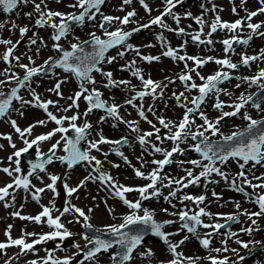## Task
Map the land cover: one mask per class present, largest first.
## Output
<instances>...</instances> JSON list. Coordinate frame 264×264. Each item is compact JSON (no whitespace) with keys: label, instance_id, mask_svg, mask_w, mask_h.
<instances>
[{"label":"snow or ice","instance_id":"snow-or-ice-1","mask_svg":"<svg viewBox=\"0 0 264 264\" xmlns=\"http://www.w3.org/2000/svg\"><path fill=\"white\" fill-rule=\"evenodd\" d=\"M57 3L61 0H56ZM106 0H73L72 3L68 5L70 9H75L76 11H71L68 13L54 11L48 8L46 0H0V9L5 13L14 12L20 5L32 4L34 12L38 14V18L35 19L36 28L50 27L53 29L51 40L54 42L52 44V50L58 55L49 56L43 64L35 66V60L32 56L27 57L29 63H21V56H16L14 54L20 40L15 43L11 39H0V45L6 46V50L0 54V60L9 65L5 68L3 72H0V76L4 77L0 79V118L8 116L10 111H16L20 116L24 115L22 111L23 108L27 106L35 107L44 111L47 116V120H37L34 123L28 125L26 128L21 129L15 119H11L9 116V123L16 133L19 134L24 147L17 149L16 144L12 141L11 135L4 136L3 138L8 140L11 148L14 149L11 155L7 157L9 161V167L0 168V172L5 173L11 182L6 183L3 187H0V202H4L5 207H12L15 202V191L23 189L25 192H31L32 199L37 203L40 201V193L45 192V190H50L54 196L57 193V182L62 178L61 176L48 173V178L50 183L46 184L45 187H35L32 185L30 177L35 176L36 179L41 180L42 178L39 173H46L47 169L45 165L53 163V160H59L61 163L67 166L68 170H72L76 165L84 163L90 171L88 174L75 186H69L67 183V176L64 177L63 188L66 192L67 197H72L74 193H77L80 188L86 186L87 182L96 183L97 181L103 186L105 190L113 198H118L124 206L129 210L126 214L119 217L120 223H112L104 225L103 228H96L93 235L81 234V238L85 241L83 248L79 243H74L73 247L77 250L71 256H65L64 258H57L54 256V251H48L47 255L41 258L40 261L32 260L29 264H72L73 259L81 255L83 258L79 261V264H85V262H91V264H100V257L103 254L108 255L109 264H131L134 260V253L139 249L145 242L146 234L150 233L151 236L159 238L164 245L167 246V251L173 257L167 262V264H197V261L201 259L200 257H185L182 252H178L179 249L186 241L189 240V235H185L178 242H172L170 237L179 235L181 231H186L187 233L194 236L200 245L209 250V256L205 257L210 264H230V258L227 256H212L211 252L217 254L227 253L229 251L238 255V250L233 248L229 249L227 243L232 238L235 239V243L241 247L247 249L249 248V242H245L239 239L240 233H245L249 236L252 235L254 231H259L257 226V219L253 217L260 218L264 216V191L257 192V189H264V176H256L254 169L257 165L264 167V67L259 68V70L251 76H232L228 70H238L240 66L250 67L252 63L257 61H264V49H261L257 55H247L246 53H240L239 64L234 63L230 57L229 53L235 54V49L233 47L236 45H248L254 36L264 37V32L260 29L264 27V21L259 23H252V19L258 15L264 14V0H259L260 7L255 11H248L245 9L246 16L237 19L234 22L222 21L221 17L217 14L213 22L209 25V31L206 36L207 39H201L203 32V25L205 21L202 17H195L197 24L201 25V30L195 35L191 36V39L198 44L212 45L213 40L211 36L218 30H227L232 35L228 39L220 41L224 46L225 56L222 59L215 57L200 58L196 56L179 55L178 52L183 50V45L180 49L172 48L168 42L165 40L163 35L157 37L161 42V48L165 49L162 51L161 55L165 57L172 58L174 61H183L185 66V71L181 72L178 79L184 84L185 91L192 92L196 90L198 95L192 96L190 99L185 95V92H180L177 94L173 92V97L177 102V106L184 109V113L181 119L178 121L165 120L163 117H157L159 124L163 129L166 130L165 134L161 136V128H158L151 120L147 119L143 105L139 107L134 103L137 99L143 100L146 96H151L153 100L161 98L163 96V91L167 85L161 86L160 82L152 80L150 77L145 79L139 68H136V60L133 59L128 64H126L122 70H127L131 72L133 77L140 80L142 89L136 91L135 87H132L134 93L133 96L125 100V104L131 105L133 108H137L138 115L142 120H145L153 129L152 131H147L142 134L140 133L139 122L138 121H128L124 120L120 116V108L124 105H118L116 103L108 104V102L102 99L103 93L95 87L97 84L96 79L93 77L92 73H100L101 76L105 77L107 83L104 87H119L120 85L128 86L130 81L128 80H115L113 78L112 72H105L101 67L105 62L112 64L117 57L123 59L126 51L131 50L136 53V55L143 61L152 63L153 61L158 62L160 56L152 55H141L140 50L135 48L132 44L126 43L128 39L133 35L134 32H139L141 29L150 28L152 25H156L161 29H165L169 32H175L177 35H184L185 29L179 27L181 16L174 13L173 9L183 2V0H163V10L160 14L151 18L148 23L139 24L138 27L133 28L132 31H125L122 26L132 23V18L137 15L136 11H129L123 17H114L111 15H104L101 11V6L104 5ZM132 0H123V4H131ZM247 3V0H241V6ZM141 6L149 14L151 9L145 0H140ZM203 8L204 6L201 5ZM123 10V9H121ZM222 10V9H221ZM205 12L209 9H204ZM212 12H216V6L213 5ZM233 14H237V9L232 8ZM25 16L32 18L33 13L26 12ZM101 17L99 22L100 29L103 30V36L101 38L96 32L89 33L90 39L81 41L79 37H74L75 43L69 41V47L71 50H67L60 43L62 39H67L72 33V25H77L82 27L86 20L95 21L97 16ZM191 13L185 14V18L191 17ZM171 17L177 25L176 29L171 28L165 23L164 17ZM58 21V22H57ZM113 22H118L121 27L116 28L115 31L108 30ZM6 23H10L11 29H19V34L21 39L29 32L27 26L20 27L15 21L9 20ZM5 27V23H0V29ZM247 28L249 33L246 38L241 36L240 33L244 28ZM43 47H47L43 38L39 37L36 32H33L32 38L29 40L30 45H37V41ZM91 46V51H86L87 46ZM154 45L148 44L145 47H153ZM124 50L118 51L116 56H106V53L110 49L120 48ZM40 52V47L36 48V54ZM12 61H15V66L24 70V75L21 78L15 72L10 73V67L12 66ZM188 61H192L195 67L189 68ZM209 62H213L218 66V69L211 75L204 76L201 75L198 68L203 67ZM49 69H61L63 73L67 74L63 78H57L53 87L49 88L48 91L55 94L56 96L63 99V93L61 86L67 82L69 77H74L78 82V90L74 92L73 95L67 97L70 104L66 107H57L58 102L53 100H44L39 94L36 93L35 89L31 87V81L33 77H37L42 73H47ZM192 72L201 81L197 84L193 80ZM169 79V83H175V81ZM235 79L238 81L235 85L239 89L242 84L247 85L248 89L255 86L259 92L252 93L248 92L245 94L241 92L236 100L231 104H225L224 101L220 99V95L223 93L229 97L232 93L228 92L226 89H222L219 85L223 84L225 81H230ZM15 82L14 87H11L10 92L6 94L2 89L7 87L11 82ZM191 82V83H188ZM88 85L93 87L90 89ZM27 87L31 99H25L20 95V90ZM159 89V92L157 91ZM209 97H214L215 102L212 107L214 110L218 111L220 115L214 120L209 119L206 113L201 110V105L206 102ZM83 98L87 102V108L83 113L77 111L71 116H57L52 111L49 110L51 105L57 108L61 112H69L73 109H79L78 101ZM183 99V102H182ZM19 102L20 108H14L13 102ZM191 105V106H189ZM251 106L260 113V118H254L248 110L247 106ZM231 108V111H224V108ZM94 109L103 110L106 116L100 117V123H104L107 118H112L113 120L119 121L126 124L132 132L138 133L136 140L141 147L147 152L148 147H151V152L149 155H154L160 153L163 155V159H152L151 161H146L143 156L137 157L141 161L140 168H135L133 166L134 174L137 178L148 181V183L142 186H127L119 183L116 178H114L109 172L104 169V162L111 153H115L121 157L125 163L131 166V162L128 157L125 156L124 152L120 150L121 145H128V137L124 136L118 140H111L106 138L102 131L99 132L98 139L89 140V130L92 129V124L87 120L82 125H78L77 121L81 119V116L87 117ZM244 110V111H242ZM148 112L153 113L152 106H149ZM198 115L199 119L203 121L202 124H196L195 116ZM228 117H240L246 122V126L242 128H237L232 131L230 135H224L220 130L221 121ZM51 121L54 122L56 127L51 131L35 136V138L29 139L31 137L33 129L36 126H46L47 123ZM67 122V127L65 123ZM115 126V125H113ZM195 127V130H193ZM74 133V136H70L69 133ZM210 133V135H207ZM57 134L60 135V139L56 140L55 143L51 145L47 153H43L39 149V145L42 142L50 141ZM220 140L214 141L211 138L218 136ZM155 136L156 140L161 144L165 140L171 141L173 147L170 150H166L155 143H151V137ZM194 143L188 145L187 150L194 151L199 155L198 159L190 160H180L175 161L184 171L185 175L180 178L171 177L168 175H161L165 166L171 165L174 162V154H179L181 156L185 155L186 149L181 148V144H187L188 140ZM222 141V142H221ZM81 142L87 144L86 150H81L79 145ZM110 145L109 152H102L104 160L98 159L95 155L91 153L93 150L96 152H101V145ZM65 153L64 155L57 156V150L61 148ZM36 146L37 161L30 163V169L27 175H20L22 172L21 168V156L27 153L30 149ZM3 148V145H0ZM229 160L236 161L238 168L240 169L235 176L229 178L230 174L222 170V167L218 165H226ZM205 161L207 163H205ZM109 163H111L109 161ZM152 164L154 167L150 172L145 173L143 169L147 164ZM251 163L252 167L245 171L246 165ZM189 164L191 168H184L183 165ZM14 165V167L12 166ZM112 167H120L119 164H112ZM200 169L198 173L195 169ZM215 174L224 180L226 184L229 185L230 189L238 193L243 194L247 200L254 203L258 207V211H249L247 209L241 210V204L238 201H230L235 204L236 212L231 214H213L206 211L205 207H199L206 200L205 195L192 196L189 194H184L180 197L177 196L178 192H182L189 186H199L201 179L203 178L206 183H218V181L210 180V177ZM249 175L252 179H249ZM253 180L261 181L259 183H253ZM165 181H167L165 183ZM159 185V187H158ZM247 188L252 189V192L246 191ZM168 188V195H163L162 189ZM34 189V191H32ZM10 190H13L10 192ZM138 193L139 199L130 200L127 198V193ZM163 195V199L166 203L170 204L173 209L176 205L172 203L173 199H178L181 205H184L185 201H190L195 204L198 211H193L188 209L185 205L183 208L169 212L167 208L161 209L162 212L169 216L178 217L176 220H164L162 222L155 219V210H150L149 208L143 207V202L148 201L153 198H158ZM213 197L220 199L216 192L212 193ZM11 198L9 201L8 198ZM93 200L95 197H92ZM105 205L107 207V201L105 200ZM49 206L41 205L42 211H40L35 216L22 215L20 211H14L11 213L13 217H18L21 220L33 221L36 224L46 223L47 226L52 229L48 233L37 234V233H23L20 238L13 239L10 235V230L12 225H8V230L5 232L7 237L6 242H0V251H3L9 247H18L20 252L17 254L24 255L27 252L34 251L35 245L44 243L49 240L59 239L63 241L69 237L76 235L75 233L69 231L64 223L61 222V218L65 214L73 216V220H69V223L80 224L82 221V227L84 229L92 230L94 226L92 225L91 216L88 215L83 209L77 207L71 203V200H66L65 205L62 210L56 207L54 200L50 202ZM109 215L113 219H117L114 215V209L107 208ZM53 211L59 212V215L53 216ZM92 208H88L87 212L91 213ZM243 215L251 221V225L247 227H242L239 232L229 231L227 233H222L221 230L229 226L228 222L239 223V217ZM201 217H208L210 220L215 218L217 220L224 219L225 223H204ZM46 218V219H44ZM180 223V228L175 232H167L164 229L167 226L173 225L175 223ZM129 226H137L134 230H128ZM255 226V227H254ZM211 229L204 233L203 237L198 232V228ZM109 238H103L104 235ZM215 235H223L226 238L221 240L223 247L221 248H210L211 238ZM26 237H36L32 242H27ZM254 243H260L255 241ZM91 246V247H90ZM63 250V249H61ZM141 258H150L154 255L152 249L146 248L143 252L139 253ZM15 258H9L5 261V264H10V261ZM242 260L243 257H240ZM164 264V262H161ZM235 264V262H233Z\"/></svg>","mask_w":264,"mask_h":264},{"label":"rangeland","instance_id":"rangeland-1","mask_svg":"<svg viewBox=\"0 0 264 264\" xmlns=\"http://www.w3.org/2000/svg\"><path fill=\"white\" fill-rule=\"evenodd\" d=\"M183 1H189V0H183ZM39 2V0H37ZM73 0H61V2L57 3L56 0H46L48 8L54 10V11H60L64 13H68L71 11H76L75 9H70L68 5L72 3ZM145 3H147L151 9V13L145 11V9L141 6L140 0H132L131 4L125 5L123 4V0H106L104 6L105 10L109 11L108 14L104 15H111L114 17H123L127 14L129 11L135 10L137 15L132 18V23H129L128 25L122 26L125 31L129 29H133L138 27L139 24L148 23L149 20L153 17H155L160 11L163 10L164 4L163 0H145ZM201 5L204 7L202 8ZM213 5L216 6V12H212L211 9ZM159 7V8H158ZM235 7L237 9V14H233L232 8ZM260 7L259 1L256 0H247V3L241 6V0H192L188 4L183 5V8H178L176 11L173 10L174 13L181 16L179 27H182L185 29V36L183 38H180L178 36H175L174 32H169L167 30H162L161 32H164L166 37L165 40L168 42V44L174 48L178 49V45H181L182 42L179 40H187V35H195L201 30V25L197 24L195 21V17H202L205 21L203 25V32L204 34H207L209 31V25L211 22H213L215 15H219L222 19V21L227 22H234L237 19H241L246 16L245 9L248 11H255ZM123 9V10H121ZM204 9H209V11L205 12ZM222 9V10H221ZM30 12L33 13L32 18H29L24 15V13ZM190 12L192 15L191 17L185 18V14ZM38 18V14L34 12V8L32 4L27 5H20L18 9H16L14 12L9 13L7 15H3L2 9H0V23H5V27L3 29H0V39H11L13 43H15L17 40H20V43L18 44L17 48L15 49L14 54L16 56H21V63L28 64L29 61L27 57L29 55L32 56L33 60H35V66H39L43 64L45 60L49 56H55L58 55L52 50V44L54 43L51 40V35L53 32V29L50 27L45 28H36L35 27V19ZM3 19L4 22L1 21ZM10 19L12 21H15L17 25L20 27L27 26L30 30L29 32L24 36L23 39H21L19 34V29H11L10 23H6V21ZM101 20V17L98 15L97 19L95 21H87L85 24L80 27H74L72 28V33L68 36L67 39H62L60 43L63 45L64 48L70 49L69 47V41L75 43L76 40L74 37H79L81 41L86 40L89 37V33L96 32L98 36H101V38H105L103 36V30L99 27V22ZM164 21L166 24H168L171 28L176 29L177 25L174 22V20L166 16L164 17ZM261 21H264V14L258 15L252 19V23H259ZM58 22V21H57ZM121 27L118 22H113V24L109 27L108 30L115 31L116 28ZM155 28H159L156 25H152L150 28L144 29L148 33H144L141 36L135 37V39L132 41V45L135 48H138L140 50L141 55H152V56H160V60L158 62L153 61L152 63L145 62L141 60L134 51H131L129 53V50L126 51L125 56L123 59L117 57V59L112 63H104L101 65L103 70L105 72H112L113 78L115 80H128L130 81V85H120L119 89H113L111 87H104V84L107 83V80L105 77L101 76L100 73L94 72L93 77L96 79L97 84L95 85L96 88L99 89L101 93H103L102 98L108 102V104L116 103L118 105H124L120 108V116L124 118V120L128 121H142L139 122V128L144 133L147 131H152L153 129L151 126L145 121L140 118L138 115L137 108H132L131 105L125 104V100L130 98L134 95L132 91V87L134 86L136 90H143L141 82L138 78L133 77L131 75L130 71L122 70V68L128 64L133 59L136 60V68H139L144 76L145 79L151 78L154 81L160 82L161 86L167 85V89L164 91L165 95L173 94V92H176L179 94L180 92H185V95L189 97V99L192 96H195L196 90H193L192 92L185 91L184 84L178 79V76L181 72L185 71V66L183 61L175 62L172 58L169 57H163L161 56L162 51L165 49L161 48V44H159V40L156 38V41L154 40L153 33H150L152 30L154 31ZM247 30L246 35L249 33L250 30H248L246 27L243 29ZM261 32H264V27L260 29ZM33 32H36L39 37L43 38L45 41L47 47H43L39 44V40L37 41V45H30L28 44L30 38L33 36ZM232 34H230L227 30H222V32H218L215 37L211 38L212 40H218L222 41L223 39L230 38ZM151 36V37H150ZM157 36V35H156ZM201 38H206L201 36ZM254 43H259V48L264 47V37H257L254 36ZM253 43V44H254ZM257 43V44H258ZM154 45L153 47H145V45ZM183 45V50L180 55H188V56H196L199 57L200 50H203V53H216L213 52H207L208 49H211L216 46H222L218 44L208 45L206 48H200L198 45L195 44H187ZM40 47V52L37 55L36 54V48ZM252 46L248 47V49H251ZM180 48V47H179ZM217 49V48H216ZM242 49H247V47H243ZM6 50V46L0 45V54H2ZM124 50L122 47H120L112 56H116L118 51ZM215 50V49H214ZM204 57V56H203ZM207 57H215L219 58L216 54H208ZM163 63L165 67H161L162 70L158 74H154L153 70L155 66L159 65L160 63ZM189 65V68L195 67L192 61L187 62ZM261 63V62H258ZM264 64V62H263ZM252 65H257V63H252ZM9 65L0 60V72H3L5 68H8ZM218 69L217 65L210 66L209 64L198 68L197 71L200 72L201 75L208 76L213 74ZM15 72L18 76L22 77L24 75V70L20 69L19 67L15 66V61H12V66L10 67V73ZM67 74L63 73L62 70H56L52 74L49 75H40L37 77H33L31 81V87L35 89L36 93L41 96L44 100H53L58 102L57 107H66L68 104L71 103L67 99V97L74 94L75 91L78 90V82L75 80L74 77H69L66 83H64L61 86V90L63 93V99L56 96L55 94L48 91L49 88L53 87L56 79L63 78ZM191 75L193 76V80L200 84L201 81L199 78L195 75V72H192ZM4 77L0 76V79H3ZM175 81V83H169V79ZM236 82V81H235ZM15 82H11L8 84L7 87L3 88V91L9 90ZM191 83V82H188ZM88 87L91 89L93 86L88 85ZM159 91V89L157 90ZM123 92L125 95H122ZM233 94V92H230ZM20 94L25 98L30 100L31 94L27 87L23 88L21 90ZM167 96V97H168ZM227 96V95H226ZM239 95L235 96L238 97ZM150 96H146L143 98L145 100V107L146 108V102L148 101V98ZM212 98V97H211ZM229 99L230 97L227 96ZM183 102V99H182ZM208 102V101H207ZM79 109H73L67 113L58 111L57 108L49 106V110L52 111L54 114L59 116H71L75 114L77 111L80 113H83L87 108V102L81 98L79 101ZM134 103L137 105V107L140 106L142 103V100H138L137 102L134 101ZM156 106L153 107V110L155 112V115L153 113L148 112V109H144V111L147 114V119L151 120L158 128H161V136H163L166 132L165 129L162 128V126L159 124L157 117H163L165 120L170 121H178L182 118L184 109L177 106V102L175 98L172 101L167 102V98L161 99L159 98L156 102ZM191 106V105H190ZM204 105L203 107H205ZM14 108H20L19 102H16L13 104ZM209 108V106L207 107ZM246 110L251 113V115L256 118L257 116H260V113L257 112L255 109H252L250 106L249 108H246ZM24 112L23 116H20L18 112L16 111H10L8 116L3 117L0 119V145H3V148H0V159H5L7 162L6 165L9 167V161L7 160V157L12 154L14 151L13 148L10 147L8 140H5L2 138V135H11L12 141H15V135L17 134L15 130L12 128L11 124L9 123V116L11 119H15L17 121L18 126L21 129L26 128L28 125L34 123L37 120H47V116L44 113L43 110L27 106L22 109ZM225 111V110H224ZM244 111V110H242ZM214 114V117H218L220 113L216 110L212 112ZM254 113V114H252ZM100 113H96L94 110L92 113H90L87 116V120L89 123H91L93 126H95L96 131H94L93 135L89 138V140L92 139H98V133L102 131L103 135L108 139H113V137H118L122 135V132H116L114 130L112 121H115L113 119L105 121L104 123H100ZM196 124H199L201 119H199V116L196 115L195 117ZM140 119V120H139ZM83 116H81V119L78 120V125L83 124ZM118 122V121H117ZM225 127V129H221V132L224 135H230L232 131H235L241 124L246 123L243 121L240 117H228L221 121ZM98 124V125H97ZM121 125V129L125 130V127ZM67 127V122L64 125ZM56 125L54 122L49 121L46 126H36L33 129L31 137H28L29 139L35 138V136L40 134H45L49 131H51L53 128H55ZM130 129V128H129ZM208 135V134H207ZM216 137H219L216 136ZM60 139V135L57 134L55 137H53L50 141L42 142L39 145L40 151L49 149L53 143L56 142V140ZM153 141H156L155 136L152 137ZM164 148L168 150V148L172 145L171 141L165 140ZM188 142L191 144V140H188ZM87 145V144H86ZM17 149L23 148L24 144L20 137L18 136V143L16 144ZM101 152H92V155H95L98 159L104 160V156L102 155V152H107L106 150V144L101 145ZM181 148L186 149L185 155L181 156L179 154H174V162L171 165H167L165 173H161V175H168L175 178H180L185 175L184 171H182L181 167L175 162L180 160H190V159H198L196 153L190 152L191 150L188 149V143L182 144ZM32 150L36 152V146H33ZM121 151L124 152L125 156L128 157V160L131 162V166L125 161L119 157L118 155L108 156L107 161L104 162V169L109 172L116 180L119 181V183L127 185V186H142L148 181H145L143 179L137 178L134 174L133 166L135 168H140L141 161L137 159V157L143 156V159L146 161H151L152 155H149L148 152H151V147L148 148V151L146 152L143 147H141L139 144H137L135 141L132 143H128V145H125ZM63 155L62 151V145L61 148L57 150V156ZM155 159H163V155L154 154L153 155ZM21 159V158H20ZM109 161L111 163H109ZM205 163H207L205 161ZM112 164H119L120 167H112ZM14 167V165H12ZM86 166V165H85ZM222 167V170L226 173H229V178L231 179L232 176H235L236 173L240 170L238 168V165L236 161L229 160L226 165H218ZM154 167L152 164H147L142 171L145 173H148L151 171V169ZM184 168H191L192 166L189 164L183 165ZM252 167L251 163L249 165H246L245 171L247 172V169H250ZM2 168V167H0ZM21 168L22 172L20 175H27V172L29 170L28 167H26L23 162L21 161ZM87 170L85 171L84 168L76 169V170H68L66 166H62L60 164H52L48 167L46 173H39V175L42 178L41 180H38L35 178V176L30 177L32 185L35 187H45L46 184L50 183V180L48 178V173L61 176V180L57 182V193L58 195H55L50 190H45V192L40 193V201L37 203L35 200L32 199L31 192H25L23 189H19L15 191V202L12 207H5L4 202H0V242H6L7 237L5 235V232L8 230V225H12L10 230V235L13 239L20 238L23 233H37V234H43L48 233L52 229H50L46 223L42 224H36L33 221H27V220H21L18 217H13L11 213L14 211H20L22 215L26 216H35L40 211H42L41 205L44 206H51L50 202L54 200L55 205L60 210L63 209L65 205L66 200H71V203L76 205L77 207H80L83 209L88 215L91 216V223L94 226V228H103L104 225L112 224V223H120L119 217L123 214H126L129 210L122 204L121 201H119L118 198H113L107 190L103 188V186L97 181L96 183L87 182L86 186L83 188H80L77 193H74L72 197H67L66 192L63 188L64 177L67 176V183L69 186L75 187L87 174ZM200 169H195V172L198 173ZM256 176H264V167L257 165L255 169L253 170ZM249 179H252V176L249 175ZM210 180L218 181V183H206L205 180L202 178L199 186H189L188 188L184 189L182 192H178L177 196L180 197L184 194H189L192 196H199V195H205L206 200L203 204L199 205V207H205L206 211L213 213V214H231L236 212L235 204L230 201H238L241 204V210L247 209L249 211H258V207L247 200V198L236 191H233L230 189L229 185L224 182L221 177L213 174L210 177ZM11 182V178H9L5 173L0 172V187H3L6 183ZM167 181H165L166 183ZM261 181L253 180V183H259ZM246 191L252 192V189L247 188L245 186ZM13 190H10L12 192ZM34 191V189H32ZM257 192H262L264 189H257ZM169 189L163 188L162 193L163 195H168ZM216 192L217 195L220 197V199H216L213 197L212 193ZM163 195L158 198H153L148 201L143 202V207L149 208L150 210H155V219L157 221H164V220H176L178 221V217L176 216H169L166 213L162 212L161 209L167 208L169 212L177 211L181 208H183L185 205L188 209H191L193 211H198V208L195 204H193L190 201H185L184 205H181L178 199H173L172 203L176 205V208L173 209L170 204L166 203L163 199ZM127 198L130 200H136L139 199L138 193H127ZM92 197H95L93 200ZM9 201L11 198H8ZM105 200L107 201V207L105 205ZM208 200V202H207ZM88 208H92L93 211L91 213H88ZM107 208L114 209V215L117 217V219H113L111 215H109V212ZM53 216L59 215V212L53 211ZM204 223H225L224 219H209L208 217H201ZM46 219V218H44ZM64 219V220H63ZM253 219H257V226L259 227V231H254L251 236L240 233L239 239L249 242V248L245 249L241 247L240 245L235 243V237L228 241L227 247L229 249H237L238 255L229 251L227 253H220L217 254L215 252H211L212 256H220L221 258L223 256H227L230 258V264H264V249L256 251V248L264 245V216L260 218L253 217ZM69 220H73V216L69 214H65L61 218V222L64 223L65 227L75 233L76 235L69 237L63 241H60L59 239L56 240H49L44 243H41L37 248L34 249V251L27 252L24 255H19L17 257V254L20 252V249L18 247H9L3 251H0V264H5L6 260H9V258H15L10 261V264H29L32 260L40 261V258H43L47 255L46 250L48 251H54V256L57 258H64L65 256H70V254L75 253L77 250L73 247L74 243H79L81 247L83 248L85 241L81 238V234H87L86 230L82 227V221L80 224H77L75 222L69 223ZM239 223H236L233 225L232 229L230 231L239 232L242 227H247L251 225V221L248 220L246 216L241 215L239 217ZM255 227V226H254ZM167 228V232H175L178 231L180 228L179 222L170 225ZM211 231V229H204L200 227L198 229L199 234L201 237H203L204 233ZM225 233V232H222ZM185 235H189V240L186 241L179 249H177L178 252H182L185 257H200L197 261V264H210V262L207 259H204L205 257L209 256V250L204 249L198 240L191 236V234L187 233L186 231H181L179 235L170 237V240L172 242H178L181 240ZM36 237H26V241H32ZM226 237L223 235H215L211 238V245L210 248H221L223 245L221 244V240L225 239ZM255 241H259L260 243H254ZM68 247V252L70 254H67L64 252V249ZM146 248L152 249L154 255L150 258H141L139 253L143 252ZM63 249V250H61ZM253 253V260L250 258L248 259V256ZM240 257H243L241 260ZM83 258L82 254L75 257L72 261V264H79V261ZM173 257L171 254L167 251V246L163 243H160L158 240L154 238L147 239L144 244L137 249V251L134 253V260L131 262V264H161V262H167V260H171ZM247 259V260H246ZM246 260V261H245ZM85 264H91V262H85ZM100 264H109L108 255L103 254L100 257Z\"/></svg>","mask_w":264,"mask_h":264},{"label":"bare ground","instance_id":"bare-ground-1","mask_svg":"<svg viewBox=\"0 0 264 264\" xmlns=\"http://www.w3.org/2000/svg\"><path fill=\"white\" fill-rule=\"evenodd\" d=\"M186 4V2H182V3H180V4H178L177 6H176V8H174L173 10H177L178 8H183V5H185ZM159 8V7H158ZM104 14H108L109 13V11H106L105 10V7L101 10ZM158 15V14H157ZM10 19H8L7 21H9ZM1 21L2 22H4L3 21V19H1ZM6 21V22H7ZM156 30H157V34H158V36H160V35H162V30H165V29H161L160 27L159 28H156ZM144 33H148L146 30H143V31H139V32H137L136 34H137V36H141V35H143ZM153 33V37H154V32H152ZM136 35H134L132 38H135V37H137ZM151 37V36H150ZM178 37H180V38H183L184 36H178ZM180 42H184V41H181V40H179ZM185 43L186 44H197V42H194L191 38L189 39V40H186L185 41ZM204 45H206V44H204ZM212 51H214L213 49H208L207 50V52H212ZM200 52H203V50H200ZM215 52L216 53H213V54H216V55H218L219 57H221V56H223V55H225V53H224V49L223 48H219V49H216L215 50ZM205 54H207V53H205ZM235 60H233V62H234ZM209 65H213V64H215V63H212V62H210V63H208ZM207 65V64H206ZM216 65V64H215ZM205 66V65H204ZM161 67H165V65L161 62L159 65H157V66H155V67H153L154 68V70H153V73L154 74H158V73H160L162 70V68ZM161 68V69H160ZM4 136H8V135H3L2 136V138L4 137ZM18 136H19V134L17 133L16 135H15V141H14V143L15 144H17L18 143ZM6 140V139H5ZM6 160L5 159H0V167H7L6 165H4V164H6ZM64 220V219H63ZM38 246L37 245H35V248H37ZM64 252L65 253H67V254H70L69 252H68V247H66L65 249H64ZM71 255H73V253L72 254H70V256ZM77 257V256H76ZM39 260H41V258L39 259ZM167 262H168V260H167ZM167 262H165V264H167Z\"/></svg>","mask_w":264,"mask_h":264},{"label":"water","instance_id":"water-1","mask_svg":"<svg viewBox=\"0 0 264 264\" xmlns=\"http://www.w3.org/2000/svg\"><path fill=\"white\" fill-rule=\"evenodd\" d=\"M86 51H91V46L89 45V46H87L86 47ZM52 70H54V69H49V71L48 72H51ZM8 94V93H7ZM79 147H80V145H79ZM24 159H25V161L27 162V163H31V162H33V161H31L32 159H31V154L30 153H25L24 154ZM129 227H134V226H129ZM91 233H92V235H93V232H94V229H92V230H89ZM148 234H146V236H147ZM149 236V235H148ZM147 236V237H148ZM103 238H105V239H108L109 237L105 234L104 236H103ZM91 247V246H90Z\"/></svg>","mask_w":264,"mask_h":264}]
</instances>
